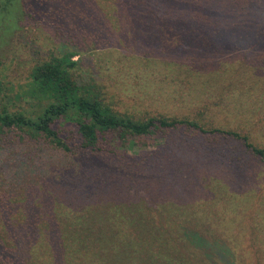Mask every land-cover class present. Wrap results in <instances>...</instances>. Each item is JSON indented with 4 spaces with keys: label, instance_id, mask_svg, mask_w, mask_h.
Here are the masks:
<instances>
[{
    "label": "trees",
    "instance_id": "16d2710c",
    "mask_svg": "<svg viewBox=\"0 0 264 264\" xmlns=\"http://www.w3.org/2000/svg\"><path fill=\"white\" fill-rule=\"evenodd\" d=\"M97 1L85 3L96 8ZM112 5L117 17L124 21L123 35L128 30L133 34L141 30L138 37L145 40L133 43L138 48L136 55H146L139 65H144V73L167 79L171 71L176 85L188 83L185 90H179L185 94L181 106L195 111L191 113L195 115L160 114L142 119L114 109L102 97L96 80H78L75 68L79 62L73 59L77 55L74 51L38 63L25 87L16 94L17 98L8 99L15 103L19 98L24 104L16 110L4 104L0 110V133L4 128H17L32 139L44 138L69 152L73 151V139L78 138L76 150L114 162L106 170L103 167L95 172L97 179L107 175L110 184L94 187L88 193L85 191L89 183L81 177L65 184L29 185L38 200L48 205L45 210L38 209L29 199L22 202L18 197L0 209L1 222L10 234L17 236L18 246L31 258V264H217L204 254V240L219 233L221 228L235 238L230 242L233 264H264V254L257 253L264 251V242L259 241L261 221L255 220V225L250 226L252 242L246 247L247 233L236 230V224L243 225L239 214L232 219L219 215L223 227L205 226V220L211 217L200 214L202 211L192 206L184 210V206L176 205L169 200L171 189L164 187L165 182L180 187L188 183L186 195L191 197L193 174H188L184 181L181 173L187 159L181 158L182 154H194L195 161L203 160L199 163L202 168L210 172L213 168V165L208 168L210 164L206 163L211 156L208 147L196 143L197 151H191L187 149L191 137L180 141L175 136L169 137L171 132L180 133L182 128L196 131L199 137L213 135L216 141L241 139L256 155L264 157V148L247 143L243 129L219 125V118H227L225 114L231 116V112L213 113L215 108L210 112L209 102L201 98L206 89L210 93L214 84L223 82L219 81L221 77L217 78L221 66L213 61L203 63V54L212 50L221 54L229 47L234 52L235 63L245 64L249 50L263 42L264 0H115ZM102 11L109 22L112 16L105 9ZM93 18L97 25L99 18ZM227 29H231V34ZM130 40L125 38L122 46H133ZM231 72L240 79V83L235 79L239 98L256 91L257 83L247 70L240 67ZM68 124L76 126V134L67 133ZM75 129L71 127L72 131ZM148 137H156L158 142L150 143ZM161 145L173 146L174 150L161 156L162 165L145 167L150 175L163 180L160 185L148 186V181H140L142 172L134 161L143 147L159 149ZM119 147H124V152ZM221 157L235 165L239 160L226 154ZM194 165L185 171L192 173ZM78 172L79 169L75 173ZM142 184L150 189L151 200L137 191L136 185L142 187ZM67 188L71 189L70 193ZM252 198L253 194L245 200L231 195L226 202L228 206L238 207L242 201L250 203ZM258 205L257 209L263 202L259 201ZM256 212L260 214L261 209ZM0 264L5 263L0 261Z\"/></svg>",
    "mask_w": 264,
    "mask_h": 264
},
{
    "label": "rangeland",
    "instance_id": "374dc122",
    "mask_svg": "<svg viewBox=\"0 0 264 264\" xmlns=\"http://www.w3.org/2000/svg\"><path fill=\"white\" fill-rule=\"evenodd\" d=\"M85 1L2 0L0 110L4 104L11 110H16L24 104L19 98L15 103H10L8 99L17 98L16 94L25 87L33 67L38 63L74 51L77 55L73 59L79 62L75 68L78 80H96L102 97L114 109L142 119L160 114L171 116L194 113L195 111L186 110L181 106L185 94H181L179 90H185L188 83L176 85L171 71L166 79L163 75L144 73V65L139 66L142 64V57L146 55H136L138 48L134 43L145 39L138 37L141 30L135 34L128 30L123 35L121 27L124 21L115 13L116 8L112 5L115 0H98L96 8H92ZM102 9L112 16L109 22ZM94 16L99 18L97 25L93 20ZM227 30L228 34H231V29ZM125 38H131L129 43L133 46H122ZM233 53L226 47L221 54H215L213 50L203 54V63L213 61L221 66L217 78L221 77L219 81L223 82L214 84L210 93L206 89L201 98L209 102L207 108H210V112L214 108L213 113L223 115L231 112V116L225 114L227 118H219L220 126L239 131L243 129L242 134L248 136L247 143L264 148V36L258 48L249 50L245 64L238 66L232 57ZM240 67L247 70L248 75L257 83L256 91L245 94V98H239L236 80L240 83V79L236 77L235 72H231V69ZM224 70H227V73H223ZM226 78L230 82L226 81ZM241 103L242 106L239 107ZM240 120L245 122L241 123ZM71 127L75 129L76 126L68 124L67 133L76 134V129L72 131ZM179 131L180 133L171 132L169 137L175 136L179 141L191 137L187 140L191 143L187 149L191 151H197L196 143L208 147L211 156L206 163L210 164L208 168L212 165L213 168L211 172L202 168L199 163L203 160L197 158L195 161L194 154H182L181 158H186L187 164L181 174L184 181L187 180L188 174H193L190 185L194 191L191 197H187L188 183L180 187L165 182L164 187L172 191L169 200L184 206V210L190 209V206L201 210L200 214L211 217L205 220V226L208 224L209 227L211 224L214 228L223 227L218 220L219 215L225 214L232 219L235 214H239V222L244 226L236 224V230L247 233L244 237L246 247L252 242L250 226L255 220L261 221L259 227L262 232L259 234V241L264 242V157L256 155L241 139L229 141L221 138L216 141L213 135L199 137L193 130L182 128ZM158 137H162L161 134ZM147 140L155 144L158 142L156 137H148ZM79 142L78 138H74L73 151L69 152L56 148L44 138L32 139L17 128H4L0 133V209L20 197L22 202L29 199L38 209L45 210L48 205L38 200L37 193L29 188L32 184L37 187L41 183L65 184L74 177H81L89 183L85 193L94 187L109 185L107 175L97 179L95 172L103 167L106 170L107 165L111 166L114 162L93 156L90 152L76 150L75 145ZM119 150L124 152L125 148L119 147ZM173 150V146L163 148L161 145L159 149L157 146L143 147L134 161L135 166L142 172L140 181H148V186L160 185L163 180H160L159 176L150 175L145 167L152 168L156 163L162 165L161 156L171 154ZM222 154L228 155L229 158H239L237 165L225 162ZM115 160L117 161L118 157H115ZM192 164H195L192 173L185 171ZM78 169L79 172L75 173ZM136 187L139 193L145 194L147 200H151L152 193L149 188L146 189L143 184L142 187ZM66 191L70 193L71 189L67 188ZM250 194H253L250 203L242 201L238 207L227 205L226 199L231 195L245 200ZM259 201L263 202V206L258 208L261 213L257 214L256 206L259 207ZM209 238L212 241L204 240V254H207V258L217 264H233L231 258L234 256L232 257L230 242L235 241L234 236L221 228L219 233L213 236L211 234ZM18 243L17 236L10 234L9 228L5 227L0 219V261L5 264H31V258L24 254ZM249 251H253V248ZM257 253L264 254V251L258 250Z\"/></svg>",
    "mask_w": 264,
    "mask_h": 264
}]
</instances>
